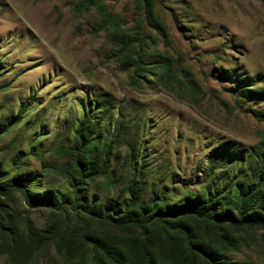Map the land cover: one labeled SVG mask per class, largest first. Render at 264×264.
Segmentation results:
<instances>
[{"label":"rangeland","instance_id":"obj_1","mask_svg":"<svg viewBox=\"0 0 264 264\" xmlns=\"http://www.w3.org/2000/svg\"><path fill=\"white\" fill-rule=\"evenodd\" d=\"M150 5L0 0L5 183L23 175L30 193L68 190L77 148L74 118L80 102L93 100L106 110L97 136L105 137V144L95 149V137L88 150L98 164L109 146L108 171L116 173L87 180L100 200L120 199L132 181L146 208L155 190L163 195L157 200L162 205L204 187L225 194L239 167L263 149L264 98L245 96L244 88L264 86V0H151ZM111 128L118 130L116 141L109 139ZM178 177L192 183L182 186ZM167 219L178 228L86 224L94 237L118 244L116 264H264L261 226L203 225L188 215ZM58 220L43 205H28L19 191L0 195V221L9 227L0 229V264H95L87 256L64 261L54 245L31 257L8 251L13 228H34L45 236Z\"/></svg>","mask_w":264,"mask_h":264},{"label":"trees","instance_id":"obj_2","mask_svg":"<svg viewBox=\"0 0 264 264\" xmlns=\"http://www.w3.org/2000/svg\"><path fill=\"white\" fill-rule=\"evenodd\" d=\"M145 1L148 6H151V0ZM136 61L134 62L138 65L139 62ZM244 93L245 96L264 98V86L260 89L244 88ZM79 104L81 111L74 118L75 128L73 129L77 147L71 157L74 174L70 178L68 190L59 192L46 190L45 195H41L39 191L30 193L27 189L31 186L29 179L20 175L17 179L5 183L0 173V195L19 191L28 205H43L59 217L54 227L49 228L50 234L45 236L34 228H28L22 232L13 228L8 233L11 238V241L7 243L8 251H20L31 257L40 254L49 245H54L64 261L81 262L87 256L86 259L95 264L118 263L117 257L121 254L118 244L113 239L91 235L86 224L87 220L102 222L113 229L146 230L149 226L157 225L161 230L166 231L179 226L178 223L167 219L168 217L188 215L199 220L203 225L229 223L233 226L257 225L264 228V147L254 158L248 157L244 167H239L237 178L231 182L225 194L216 193L210 187H204L199 194L178 197L173 202L167 200L162 205L157 200L161 201L160 197L163 195L160 190H155L152 197L153 204L150 208H146L139 203L140 196L132 181L123 189V196L120 199L119 196L114 198L106 196L105 201L100 200L99 194L88 190V181L92 183L96 177H113L116 173L108 171L109 146L98 164L92 158L88 146L92 145L93 139L98 136L100 123L105 117L106 110L102 101L93 100L88 101L86 105L83 102ZM23 110L24 107H20L19 113ZM107 122L113 126L112 120ZM115 126L116 130L118 124L115 123ZM112 128L109 139L116 141L119 137L116 134L118 130L114 133ZM104 144L105 137L103 139L97 137L93 147L98 149ZM176 182L182 186L192 183L191 178L179 177ZM79 183L84 184V187L79 186ZM6 227L8 226L0 221V229ZM185 243L190 247L187 240ZM141 245L142 249L147 251L143 241Z\"/></svg>","mask_w":264,"mask_h":264}]
</instances>
